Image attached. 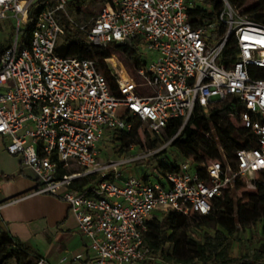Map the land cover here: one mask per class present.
<instances>
[{"label": "built area", "instance_id": "2783aa9c", "mask_svg": "<svg viewBox=\"0 0 264 264\" xmlns=\"http://www.w3.org/2000/svg\"><path fill=\"white\" fill-rule=\"evenodd\" d=\"M195 1L102 0L96 17L77 24L67 12L69 0H0V21H16L15 37L0 48V142L36 175L37 193L70 206L92 264L155 261L145 244L155 216H206L215 198L264 174V19L242 15L224 0L217 24L194 29L188 11ZM61 13L101 48L137 41L146 64L134 66L136 78L116 54L106 60L110 78L93 59L60 56ZM219 26L225 31L215 37ZM223 105L230 108L225 118L256 144L238 150L233 164L226 157L182 160L152 183L124 171L171 142L140 153L131 145L129 155L100 159V146L114 132H130L136 121L161 135L173 119H183L184 128L197 106ZM89 175L103 180L74 188ZM36 264L49 262L42 257Z\"/></svg>", "mask_w": 264, "mask_h": 264}, {"label": "trees", "instance_id": "16d2710c", "mask_svg": "<svg viewBox=\"0 0 264 264\" xmlns=\"http://www.w3.org/2000/svg\"><path fill=\"white\" fill-rule=\"evenodd\" d=\"M227 1L242 15H248L257 21L264 19V0ZM249 1H253V5L243 9ZM34 8L29 25L25 29L26 38L31 35L39 12L34 11ZM223 8L224 0H196L188 11L189 22L194 29H200L206 24H217ZM59 22L65 29V37L57 49V53L62 57L93 59L109 78L111 76L106 60L113 54H125L127 60H123L124 64L135 78L134 66L146 64L137 41L114 44L109 49H104L91 43L79 29L71 28L68 24L62 23V20ZM218 28L215 37L223 35L225 31L223 26ZM229 110L227 105L215 110H205L197 106L184 128L183 119H173L169 121L161 135H154L147 127L144 134L150 149H157L168 142L171 144L149 160L155 162L156 166L151 174L146 171L142 173L143 180L152 183L162 182L171 167L177 169L178 165L172 164L168 159L169 147L177 149L181 159L185 161L194 159L201 163L206 159H213L223 162L224 152L228 161L233 164L234 155L238 150L248 149L256 144L248 130L237 127L225 118ZM140 127L141 122L136 121L130 132L112 134L120 143L118 155L133 145L130 140L137 136ZM102 180L89 175L76 183L74 188L84 189ZM253 184L256 192L245 194L243 198L238 199V193L246 186L243 182H238L236 188L213 200L212 211L206 216L194 215L189 218L173 211L155 216L145 236V244L150 248L151 256L159 258L162 264H264V243L252 253L234 257L231 255L230 235L222 228L223 218L229 216L241 227L261 224L264 234V174H260ZM193 229L201 231V241L191 235ZM167 246H172L171 252L166 251ZM40 258L42 257L34 256L17 242L10 232L0 225V264H36Z\"/></svg>", "mask_w": 264, "mask_h": 264}, {"label": "crops", "instance_id": "0c3cea01", "mask_svg": "<svg viewBox=\"0 0 264 264\" xmlns=\"http://www.w3.org/2000/svg\"><path fill=\"white\" fill-rule=\"evenodd\" d=\"M16 158L19 167L0 176L1 227L34 256L45 258L49 264H92L93 253L79 233L70 206L52 195L37 193L36 175L22 168L21 159ZM77 254L83 258L75 261ZM65 256L68 260L62 262Z\"/></svg>", "mask_w": 264, "mask_h": 264}, {"label": "rangeland", "instance_id": "374dc122", "mask_svg": "<svg viewBox=\"0 0 264 264\" xmlns=\"http://www.w3.org/2000/svg\"><path fill=\"white\" fill-rule=\"evenodd\" d=\"M102 0H69V5L67 7V12L70 15L71 19L77 24H85L92 18L96 17L102 8ZM253 5V1H249L243 9H247ZM41 5L37 4L34 8V11L40 10ZM60 20L62 23L68 24L71 28L72 26L68 23V19L61 13L59 14ZM15 28L16 21H0V48L5 47L11 43V40L15 37ZM65 35H63L60 39V44L62 43ZM145 55V51L142 52ZM117 55V54H116ZM120 60H127L125 54L117 55ZM125 66V64H124ZM126 67V66H125ZM127 69V68H126ZM135 72V71H134ZM147 128L146 124H142L138 130L137 136L130 140L131 144H133L136 149L135 153L145 152L149 150V143L147 142L144 134V130ZM7 144V142H6ZM168 143L159 146L158 148H162ZM131 146V145H130ZM120 149V143H118L113 136L108 138L101 146H100V159L103 162L107 160H117L125 155H129V153H125L126 150L118 155L117 151ZM168 159L172 164L179 165L182 161L181 156L177 149L169 147L168 148ZM125 153V154H124ZM223 158H225V153L222 152ZM19 167L18 159L16 157H9L7 153H5L4 146L0 143V176L3 173H7L8 171ZM156 166L155 162H149V160L139 161L134 163L133 165L127 167L124 171L125 174L131 176L140 177L144 171L146 173L151 174L153 169ZM72 171H77L78 168L73 166L71 167ZM258 179V177H257ZM154 182V180H153ZM246 189L241 190L238 193V199L243 198L245 194H253L256 192V188L254 184L247 182ZM160 216V215H158ZM193 216H189L192 218ZM223 230L230 235V241L232 244L231 255L234 257H239L246 253H252L256 248H258L261 244L264 243V234L262 233L261 224L256 226L249 227H241L236 224L231 217L227 216L223 218ZM191 235L198 241H201L202 233L198 229H193ZM172 246H167L166 251L171 252ZM159 258H155V261L149 262L148 264H161Z\"/></svg>", "mask_w": 264, "mask_h": 264}, {"label": "bare ground", "instance_id": "6f19581e", "mask_svg": "<svg viewBox=\"0 0 264 264\" xmlns=\"http://www.w3.org/2000/svg\"><path fill=\"white\" fill-rule=\"evenodd\" d=\"M115 60V59H114ZM116 61V60H115Z\"/></svg>", "mask_w": 264, "mask_h": 264}]
</instances>
